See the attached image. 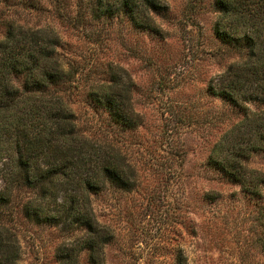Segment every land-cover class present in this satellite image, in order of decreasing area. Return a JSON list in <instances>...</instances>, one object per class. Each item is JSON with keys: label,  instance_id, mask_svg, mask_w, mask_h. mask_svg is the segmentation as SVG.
<instances>
[{"label": "rangeland", "instance_id": "1", "mask_svg": "<svg viewBox=\"0 0 264 264\" xmlns=\"http://www.w3.org/2000/svg\"><path fill=\"white\" fill-rule=\"evenodd\" d=\"M164 2L155 34L122 17H77V0H0V39L10 22L54 32L72 71L63 96L79 132L116 148L135 170L130 189L91 195L96 219L112 234L104 264H264V185L250 195L208 162L240 117L208 84L239 57L214 33L215 0ZM111 66L131 79L132 128L116 124L89 94ZM246 166L264 174V152ZM20 197L5 222L20 245L18 264H58V247L79 232L27 220ZM79 264H88L85 253Z\"/></svg>", "mask_w": 264, "mask_h": 264}, {"label": "trees", "instance_id": "2", "mask_svg": "<svg viewBox=\"0 0 264 264\" xmlns=\"http://www.w3.org/2000/svg\"><path fill=\"white\" fill-rule=\"evenodd\" d=\"M213 30L239 60L212 79L208 91L228 101L240 117L212 146L211 166L250 195L260 194L264 174L246 166L264 152V0H215ZM157 9H160L159 11ZM77 17H122L132 26L161 34L154 20L164 0H77ZM58 36L44 28L10 22L0 39V264H18L20 245L5 223L21 195L22 215L36 224L79 232L56 251L58 264H104L109 229L95 216L91 195L108 187L130 189L134 168L107 143L84 137L63 96L71 68L62 63ZM107 81L90 96L123 128L138 116L131 105V79L111 66ZM213 197V196H212Z\"/></svg>", "mask_w": 264, "mask_h": 264}, {"label": "snow or ice", "instance_id": "3", "mask_svg": "<svg viewBox=\"0 0 264 264\" xmlns=\"http://www.w3.org/2000/svg\"><path fill=\"white\" fill-rule=\"evenodd\" d=\"M149 2H153V0H149ZM158 11L160 10V9H157Z\"/></svg>", "mask_w": 264, "mask_h": 264}]
</instances>
